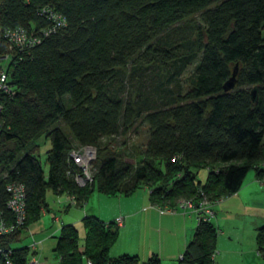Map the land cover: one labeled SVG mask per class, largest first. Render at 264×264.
<instances>
[{
  "label": "trees",
  "instance_id": "1",
  "mask_svg": "<svg viewBox=\"0 0 264 264\" xmlns=\"http://www.w3.org/2000/svg\"><path fill=\"white\" fill-rule=\"evenodd\" d=\"M41 6L64 21L34 45L8 48L0 31V57L8 55L0 63L14 90L0 96V209L5 212L6 182H20L25 195L22 227L0 236L14 264H25L32 253L17 240L47 210V188L81 204L93 188L127 194L145 186L152 205L170 208L186 198L212 206L239 187L248 169L264 178V0H0V28L49 27L53 21L38 12ZM198 11L201 23L184 31L179 21ZM195 59L181 91L177 77ZM128 61L164 69L165 80L140 78L142 95L130 97L120 78ZM232 69L234 85L224 90ZM134 118L145 123L147 137L132 164L99 139L126 131ZM42 134L49 140L45 171L38 155ZM86 144L95 148L91 179L77 184L78 166L68 151ZM200 166L207 169L203 182L193 171ZM209 217L197 216L176 264H214L217 229ZM81 222V250L76 227L59 225L55 264H140L135 253L108 255L117 236L113 218L85 214ZM255 241L263 253L264 224ZM141 264L159 259L152 253Z\"/></svg>",
  "mask_w": 264,
  "mask_h": 264
},
{
  "label": "crops",
  "instance_id": "2",
  "mask_svg": "<svg viewBox=\"0 0 264 264\" xmlns=\"http://www.w3.org/2000/svg\"><path fill=\"white\" fill-rule=\"evenodd\" d=\"M211 207L209 220L215 227L220 226L222 218L230 221L224 229L216 230L214 264H222V257L224 264H264V252L258 251L255 241L256 227L264 224V178L248 169L239 187L214 201ZM109 213L110 219L121 215L123 220L118 224L116 243L108 249L115 255L135 253L143 260L154 253L159 264L175 263L196 222L192 213L180 208L169 210L152 205L145 186L136 188L135 193L119 194L117 206ZM190 219L194 220L193 225ZM78 248L82 249V239Z\"/></svg>",
  "mask_w": 264,
  "mask_h": 264
},
{
  "label": "rangeland",
  "instance_id": "3",
  "mask_svg": "<svg viewBox=\"0 0 264 264\" xmlns=\"http://www.w3.org/2000/svg\"><path fill=\"white\" fill-rule=\"evenodd\" d=\"M201 23L200 13L195 12L184 17L179 21L178 25L187 32V25ZM4 59H2L3 61ZM6 61V60H5ZM3 61V62H5ZM196 61L193 60L189 63L186 68L179 74L177 77V82L180 85V90H185L190 84V75L193 70V64ZM143 65H133V62L128 61L124 66L121 67L120 78L124 83V92L129 91L130 97H135V95L141 94V90L138 87L140 78L150 81L149 75L153 74L155 78H160L165 80V70H157L154 68H148L143 70ZM161 67H158V69ZM152 75V76H153ZM150 85L149 83H147ZM170 83L165 82L164 86H168ZM172 89L175 90V84L172 82ZM171 89V90H172ZM66 96H68L66 94ZM68 99V98H67ZM65 106L69 105V100H63ZM61 127L66 129L65 125L61 121H56ZM147 132L146 125L144 122L140 121L139 118H134L127 127L126 131H119L116 134L105 135L99 139L100 144L107 145L110 149L117 151L122 159L126 162L134 163L141 157V150L143 149V144L146 140ZM37 142L39 143L38 155L40 163L44 171L46 170V162L44 160L45 149L49 146V140L43 134L37 137ZM93 165V164H91ZM195 180L203 182L206 176L207 169L205 166H200L193 169ZM142 186L135 187L130 193H135L136 188H141ZM124 195V193H121ZM119 194H106L98 191L96 188H93L89 191L85 201L81 204H68L64 200L63 193H54L52 190L47 188L44 192V201L47 205V210L40 212L39 216L31 220L28 224V229L21 230L19 239L17 240L18 244H28L31 239L38 240L41 239L40 243L37 245V250L34 253V256L43 264H55L57 261V255L53 250V245L55 237L58 234L59 224H57L52 216L57 215L63 223H72L77 229L78 242H81L84 229L81 222V217L85 214L95 215L103 221L110 220V211L115 209L117 206V199ZM149 201V199H148ZM156 206V205H154ZM223 217H225L223 215ZM228 219L222 218V222H219L220 226L216 227L217 230L224 229V224H230ZM191 224H194V220L190 219ZM191 225V226H192ZM241 225V224H238ZM120 231V226L117 225V235ZM117 237V236H116ZM116 241H113L112 244H115ZM112 245H110L111 247ZM110 249V248H109ZM108 249V254H113ZM145 259V258H144ZM141 258H139V263H142ZM177 260V259H176ZM176 260L175 263L176 264ZM224 257L221 259V263L224 264Z\"/></svg>",
  "mask_w": 264,
  "mask_h": 264
},
{
  "label": "built area",
  "instance_id": "4",
  "mask_svg": "<svg viewBox=\"0 0 264 264\" xmlns=\"http://www.w3.org/2000/svg\"><path fill=\"white\" fill-rule=\"evenodd\" d=\"M38 12L44 17L51 19L53 23L49 27L47 26L38 29H35L34 26L27 28L21 25H3L0 28L1 34L6 39L8 48H14L18 50L27 49L39 41V34H46L49 30L54 29L56 25L62 24L64 21L63 17L59 15V13L52 11L47 6H41ZM7 57L8 55L5 53L0 57V59ZM13 93L14 90L9 81L6 67L3 63H0V96H10ZM1 108L2 103H0V111ZM68 156L78 166V171L73 173V179L75 182L77 184H83L86 181H90V165L92 159L95 157V148L89 144L82 145L78 148L70 149L68 151ZM4 189L7 193V196L4 202L5 212L0 209V236H4L8 233L16 231L17 229H20L24 221L25 195L22 184L20 182L9 181L5 183ZM65 200L68 202V204H74L75 202L73 195H66ZM210 203L211 202L205 199H201L196 204L192 201V199L186 198L179 199L174 207L160 208L169 210L180 208L184 212L192 213L196 219L197 216H211L213 214ZM54 219L59 225L62 223V221L58 219V216H54ZM113 220L116 224H121L123 217L121 215H116ZM24 229H28L29 231L28 227H24ZM39 243L40 239H31V241L27 244L32 253L28 255L27 259L25 260V264H43L42 261L40 262L34 256ZM11 253L12 251L10 247L0 244V264H14V261L10 255ZM180 256L181 253L178 255V257ZM86 264H90V261L87 260Z\"/></svg>",
  "mask_w": 264,
  "mask_h": 264
},
{
  "label": "water",
  "instance_id": "5",
  "mask_svg": "<svg viewBox=\"0 0 264 264\" xmlns=\"http://www.w3.org/2000/svg\"><path fill=\"white\" fill-rule=\"evenodd\" d=\"M234 69H232L230 75L222 82V88L224 90L231 88L234 85ZM250 96L253 99L255 96L254 89L250 90Z\"/></svg>",
  "mask_w": 264,
  "mask_h": 264
}]
</instances>
